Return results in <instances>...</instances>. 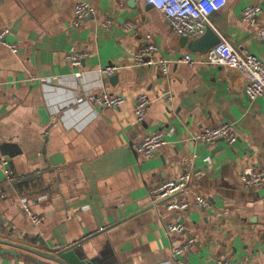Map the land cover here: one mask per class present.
Returning <instances> with one entry per match:
<instances>
[{
    "label": "crops",
    "instance_id": "1",
    "mask_svg": "<svg viewBox=\"0 0 264 264\" xmlns=\"http://www.w3.org/2000/svg\"><path fill=\"white\" fill-rule=\"evenodd\" d=\"M80 2L95 13L75 26ZM253 4L256 28L241 18ZM209 20L217 37L264 60L256 36L264 0H227ZM3 28L17 52L0 46V249L12 252L0 253V264H55L37 252L77 244L76 255L94 264H264V188L241 183L244 170H264V97L249 99L239 70L200 63L189 43L206 31L182 44L144 0H0ZM150 46L156 59L197 62L171 63L165 76L133 65ZM72 50L90 55L73 67ZM111 65L117 70L104 74ZM103 93L125 102L111 109L86 99ZM140 95L149 100L143 121L134 116ZM223 123L233 125L234 144L198 140ZM158 131L164 146L150 158L135 152ZM185 172L187 191L170 199L188 207L169 212L151 190ZM23 201L41 223H31Z\"/></svg>",
    "mask_w": 264,
    "mask_h": 264
},
{
    "label": "built area",
    "instance_id": "2",
    "mask_svg": "<svg viewBox=\"0 0 264 264\" xmlns=\"http://www.w3.org/2000/svg\"><path fill=\"white\" fill-rule=\"evenodd\" d=\"M146 4L159 11L167 20L172 31L180 36L187 38H197L203 35L207 28H212L209 20L213 12L222 9L227 0H144ZM94 8L89 3L80 2L74 7L73 25L80 26L86 17L93 16ZM261 14V7L253 4L246 6L242 10V21L252 28H256L257 18ZM109 22H106L108 25ZM10 30L3 28L0 30V46L8 48L11 52H17V47L7 40ZM258 39L264 37L261 30L256 31ZM218 42L208 52L201 55L200 63H204L216 67H225L239 70L246 80L245 93L251 100L264 97V60L257 58L247 50H237L233 48L228 41L222 36H218ZM154 48L152 46L139 50L134 54L133 65L135 66H157L162 75H167L171 63H182L187 66H193L195 60L190 54H186L177 60H170L166 57L154 58ZM88 53L79 51H70L66 59L71 66L77 67L81 64L84 57L89 56ZM117 70L116 66H107L103 69V73L110 75ZM91 103L102 108L116 109L121 106L125 99L122 96L109 95L106 93L87 96ZM170 102V97L167 98ZM149 100L145 95L138 96L135 107L134 116L137 121H143ZM198 140L207 145H214L219 141L227 144H234L236 134L232 124L223 123L217 127L205 128L198 136ZM166 141L163 133L158 131L146 136L142 141L134 146L135 152L145 158H150L154 153L164 146ZM4 161L3 164H5ZM190 182V174L182 173L177 179L168 180L151 190L153 200L165 201V209L169 212H179L187 209L188 203L185 199H170L177 194H184L187 191ZM241 183L246 188H264V170L248 168L243 171ZM195 204L200 209L207 207V201L195 196ZM22 209L32 224L38 225L42 221V217L35 214L27 201L22 202ZM172 232H180V225H172L169 227ZM189 246L186 245L175 248V254H181ZM215 264H232L228 259L218 260Z\"/></svg>",
    "mask_w": 264,
    "mask_h": 264
},
{
    "label": "water",
    "instance_id": "3",
    "mask_svg": "<svg viewBox=\"0 0 264 264\" xmlns=\"http://www.w3.org/2000/svg\"><path fill=\"white\" fill-rule=\"evenodd\" d=\"M187 37H181V43H187ZM218 42V37L211 29H207L205 35L193 42L189 43V48L196 53H206ZM0 243H5L0 240ZM78 245V244H77ZM68 246L65 248L49 249L46 247V253L37 252L40 256L46 258L47 260L54 262L55 264H94L93 261L88 258H81L76 255L74 248L77 246ZM0 253H10L12 252L8 249H0ZM37 264H45L42 262H36Z\"/></svg>",
    "mask_w": 264,
    "mask_h": 264
}]
</instances>
